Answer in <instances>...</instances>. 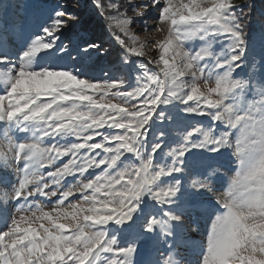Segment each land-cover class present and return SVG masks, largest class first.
I'll list each match as a JSON object with an SVG mask.
<instances>
[{"label": "snow or ice", "instance_id": "snow-or-ice-1", "mask_svg": "<svg viewBox=\"0 0 264 264\" xmlns=\"http://www.w3.org/2000/svg\"><path fill=\"white\" fill-rule=\"evenodd\" d=\"M11 7L0 3V264H161V250L163 264H264V55L249 62L251 8L94 0L135 70L126 82L50 59L103 54L57 44L80 19L67 3L43 20L32 4ZM137 24L166 35L139 41ZM148 47L158 56L134 59ZM205 216L198 246L189 233Z\"/></svg>", "mask_w": 264, "mask_h": 264}, {"label": "trees", "instance_id": "trees-1", "mask_svg": "<svg viewBox=\"0 0 264 264\" xmlns=\"http://www.w3.org/2000/svg\"><path fill=\"white\" fill-rule=\"evenodd\" d=\"M13 0H0V3H10ZM76 0H28L27 4H32L34 7L28 9L34 20L46 19V12L55 7L58 3H67L69 6ZM79 3L78 14L80 15L79 22L70 31L61 33L58 45L67 44L68 49L73 54H77V49L88 42H95L101 45L103 54L94 58V62L89 65L90 68L97 70L101 68L105 63L118 62L119 55L122 50L119 45L116 44L112 38L111 32L118 31L115 28H109L108 23L99 16L97 9L94 7V0H77ZM103 3H107V0H102ZM236 3L245 5L246 10L251 8V19L249 24V33L252 37L250 47H258L261 43V37L264 35L261 28L262 14H264V0H236ZM124 5V3H120ZM110 30V31H108ZM126 39V38H125ZM99 52L97 49L90 50L87 56H91L92 52ZM82 53H79V63H82L85 55L81 57Z\"/></svg>", "mask_w": 264, "mask_h": 264}, {"label": "rangeland", "instance_id": "rangeland-1", "mask_svg": "<svg viewBox=\"0 0 264 264\" xmlns=\"http://www.w3.org/2000/svg\"><path fill=\"white\" fill-rule=\"evenodd\" d=\"M108 2V0H107ZM113 2H119V3H127V0H113ZM146 0H132V3H136V4H141V3H145ZM28 3V0H13L11 2V12H15L16 11V5H20V11L21 14H23L24 12V5ZM78 8H79V3L77 2V0L71 4V6H69V10L74 11L79 17L80 15L77 13L78 12ZM141 11H143V9H141ZM127 15L132 16L133 18L139 19L137 13L129 11L127 12ZM148 27L149 28H156L157 24L155 20L150 19L148 21ZM68 30H64V33L67 32ZM110 31V30H108ZM132 31L138 35V39L139 41L142 42H152L158 39H163L164 36L166 35V33L163 32H149V31H142L141 26L139 24L135 25L132 29ZM63 32V31H62ZM62 32H57L56 35H62ZM126 38V37H125ZM51 39V38H49ZM127 39V38H126ZM59 43V40L57 41V44ZM21 45V41L20 40H16L14 42H12L11 47L13 48V50H16L20 47ZM71 52V50H69ZM86 54V55H85ZM81 55V54H80ZM85 55V59L83 58L82 63H79L78 61H72L68 58V54L65 53L64 54V58L63 59H58L57 56H53L50 59L55 61L56 63L60 64V65H76L79 67H82L84 73L89 76V77H95L97 79H101L104 78V73L107 72L109 73L111 76L113 77H123L126 79V82H131L129 81V76H134L135 74V70L134 68L131 69V73L129 72V69L131 68V66H124L120 63V61L115 62V63H111V62H107L105 63L101 68H98L97 70H94V68H90L89 65L91 63L94 62V58H97L100 56L99 52L95 51L90 53V57L87 56V53H82L81 57H83ZM249 55V62L252 61H258L261 57V55H264V46H262V44H260L257 48L256 47H250V52L248 53ZM158 56V50L153 48V47H148L146 49V56L142 57V58H134V59H141L145 62H147L148 58H155ZM102 57V56H100ZM149 67L153 68V70H155V65H150ZM245 71H247V69H245ZM236 74H239L241 76L244 75V72H242L240 69L236 70V73H234V76ZM195 120H206L207 118L204 117H194ZM66 159V158H65ZM234 158L231 156H225L221 159V163L223 164L224 168L227 169V172H225L224 174L226 176L228 175H233L234 174V168H235V163L233 162ZM11 171V170H9ZM221 187H226V185H224L223 181L221 182ZM2 190V189H0ZM56 198H53V201ZM47 210V209H46ZM208 223H207V217L205 216L202 220H201V226H200V230L198 232H190L189 235L192 239V241L198 245L200 244V246H203L206 244V231L208 228ZM0 227H2V225H0ZM184 254L187 255L189 258H191V252H188V249L184 250ZM153 259L159 258L161 260V264H163V250H161V254L159 256L153 254Z\"/></svg>", "mask_w": 264, "mask_h": 264}]
</instances>
